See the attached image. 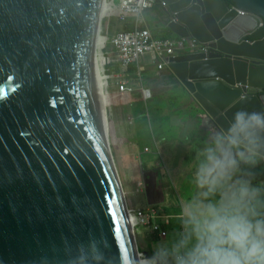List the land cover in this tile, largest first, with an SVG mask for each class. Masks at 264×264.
<instances>
[{
  "label": "water",
  "instance_id": "obj_1",
  "mask_svg": "<svg viewBox=\"0 0 264 264\" xmlns=\"http://www.w3.org/2000/svg\"><path fill=\"white\" fill-rule=\"evenodd\" d=\"M164 1L168 17L180 8L168 23L176 36L222 53L166 60L217 128L238 108L264 111V36L245 39L264 21V0ZM104 93L103 0H0V264L142 257Z\"/></svg>",
  "mask_w": 264,
  "mask_h": 264
},
{
  "label": "clouds",
  "instance_id": "obj_2",
  "mask_svg": "<svg viewBox=\"0 0 264 264\" xmlns=\"http://www.w3.org/2000/svg\"><path fill=\"white\" fill-rule=\"evenodd\" d=\"M119 1L114 0V6H111L110 0H106L107 9L103 18L113 15L121 17ZM228 6H232L231 1ZM178 12L180 10L172 13ZM104 35L111 36L103 32ZM182 38L195 39L192 36ZM195 40L208 46L210 52L189 51L168 59L190 53H202L204 58H209L210 53H220L208 44ZM252 89L248 86L246 94L251 95ZM140 90L143 97H150L148 88L141 86ZM145 91L149 92L148 96ZM203 113L215 129H210L212 133L198 153L194 172V183L198 189L196 195L186 204L182 202V207L179 205L177 215L159 218L154 216L153 211L143 212L152 226L158 224V220L168 225L169 217L178 218L181 231L174 239L157 244L149 257L146 250L137 248L134 228L141 223L136 224V219L132 228L136 250L143 252L137 264H264V182H253L257 175L255 169L264 163V111L238 108L222 128H217L206 111ZM104 114L105 118L111 120L106 107ZM126 208L128 211L127 205ZM160 230L164 229L158 230L159 235ZM100 258L102 254L97 257Z\"/></svg>",
  "mask_w": 264,
  "mask_h": 264
},
{
  "label": "crops",
  "instance_id": "obj_3",
  "mask_svg": "<svg viewBox=\"0 0 264 264\" xmlns=\"http://www.w3.org/2000/svg\"><path fill=\"white\" fill-rule=\"evenodd\" d=\"M158 9V13L153 14L155 8ZM148 16H153V22L148 21ZM169 17L164 11V7L161 6L160 2L157 0L150 10L143 12L140 15H134L131 13L120 16H105L103 18V32L112 35L118 31H132L139 28H148L152 37L156 38H173L181 39V36H176L173 30L169 28ZM118 26L117 30H113L114 26ZM106 71L112 74L105 84V93L108 99L112 100L108 106H106V111L113 125V135L110 141L111 153L114 159L116 170L118 173L119 180L121 182L125 196L132 192V188L135 186L136 182L140 180L138 171V162L140 163V152L134 139L141 136L138 134V126L144 125V108L147 101H151V105L155 103L154 97L158 96V106L153 107V112L156 116V121L158 122V130L156 137L153 138L154 146L157 152L160 154V169L159 172L163 177L162 187L158 190V199L154 200L151 196L147 199L144 197L145 185L147 183V175L150 172L149 169H145V185L139 191L138 199H133L143 210L144 213L148 211H153L155 217H163L166 215H177L179 212H170L168 210L170 199H176L180 202L176 191L170 189L169 184L176 186L174 180L170 177H166L167 166L164 162V157L161 154V149L159 141H164V134H171L172 132L167 131L164 128V121L170 120L173 113L182 111L183 104L185 101L190 100L192 104L185 110L187 116L184 121L176 119L179 126H186L187 128L180 134L187 136L188 141H202L205 135L207 122L205 120L204 111L205 108L190 94V92L185 88L181 81L174 75V73L169 68V65H164L161 69L157 68L156 63L151 57L150 53H146L139 61L130 62L127 65H122L118 62H112L106 66ZM125 81L128 88H132L130 91L123 92L119 94L118 92V82ZM145 87L150 90V97H143L140 88ZM132 109H139V113L133 115ZM199 117V123H197L194 117ZM131 120V121H130ZM137 121V126L135 124ZM130 124V126L128 125ZM197 124V126H196ZM204 124V127L202 126ZM199 134L196 138L194 135ZM146 148V149H145ZM144 149L149 151L148 147ZM201 146H188L181 147L178 150L182 162H184L190 169V177L194 181V172L192 169L193 164L198 156ZM194 154V155H193ZM122 158H125L122 159ZM126 161L130 162L131 168L128 170L126 166ZM137 161V164H136ZM128 175L130 176L129 181ZM129 182V183H128ZM198 189L194 183V192L185 193V196L194 197ZM154 196V193H152ZM183 202V201H182ZM183 204H186L183 202ZM174 224H181L178 218H174ZM164 228V227H163ZM147 236L151 235V232L147 231L145 228L142 230ZM154 237L155 234H153ZM138 244H140V250L145 249L144 238L140 237ZM156 241V238L154 239ZM143 247V248H142ZM150 251V250H149ZM148 252V251H147ZM151 252V251H150ZM150 257V253L148 252Z\"/></svg>",
  "mask_w": 264,
  "mask_h": 264
},
{
  "label": "rangeland",
  "instance_id": "obj_4",
  "mask_svg": "<svg viewBox=\"0 0 264 264\" xmlns=\"http://www.w3.org/2000/svg\"><path fill=\"white\" fill-rule=\"evenodd\" d=\"M159 8H155L153 11V14L158 13ZM178 8L177 10H179ZM106 14V13H105ZM104 14V15H105ZM148 21L150 23L153 22V16H148ZM118 26H114L113 30H117ZM155 103L151 105V101H147L144 113L141 114L144 116V125L138 126V134L141 136L134 139L135 144L138 147V150L140 152V163L136 161V164L138 165V171L140 180L136 182L135 186L131 189L132 192H129L125 198L126 205L128 208H135L136 211L140 209V207L137 205L133 197L135 199H138L139 197V191L140 189L145 185V176L146 171L145 169H149V173L147 175V183L145 185V194L144 197L147 199L149 196L152 197V199L157 200L158 199V190L162 187L163 184V177L161 176L159 172V167L161 164L160 161V154L157 152L156 147L154 146L153 138L156 137L157 130H158V122L156 121L155 113L153 112V107L158 106V96L154 97ZM192 104L190 100L185 101L183 104L182 111H178L176 113H173L170 120L164 121V128L167 131L172 132L171 134H164L165 140L159 141L161 154L164 157V162L167 166V173L165 176L168 178L170 177L172 180H174L175 187L171 184H169L170 189L172 191H176V194L178 195L180 202L178 203L176 199H170L169 208L168 210L170 212H177L179 205L182 207V199H184L185 193H193L194 192V181L190 177V169L189 167L182 162V158L180 157L178 150L181 147H188V146H202L204 141L207 139V137L212 133L210 129H215L206 119L207 127L205 135L203 136L202 141H188L186 138L187 136L181 135L180 133L184 131L187 128L186 126H179L176 122V119H179L180 121H184L187 113L185 110L189 107V105ZM139 109H132L131 112L133 115H136L139 113ZM205 116V115H204ZM199 123L198 119L199 117H194ZM131 121V120H130ZM135 127L137 126V121H135ZM130 126V124L128 123ZM197 126V124H196ZM204 127V124L202 125ZM199 134L194 135L196 138ZM109 146L110 141L112 140V136H109V132L107 134ZM148 147L149 151L145 150L144 148ZM111 149V147H110ZM125 160V158H122ZM127 169L129 170L131 168L130 162L126 161ZM129 181L132 182L130 179V176L128 175ZM129 183V182H128ZM122 186V185H121ZM152 193H154V196H152ZM154 212V208H152ZM155 213V212H154ZM169 224L164 225L163 229L165 231L164 236H160L158 230H154L152 228V223H148L147 225H138L134 228L136 241L140 237L144 238V245L145 249L150 253V255L153 254L154 247L159 244L160 242L164 240H172L174 239L177 234L181 231V224H174L175 219H171L169 217ZM145 228L147 231L151 232V235L147 236L142 230ZM153 233L156 237H154ZM156 238V241L154 239ZM137 248L140 249V244H137ZM143 248V247H142ZM151 252H150V251Z\"/></svg>",
  "mask_w": 264,
  "mask_h": 264
},
{
  "label": "built area",
  "instance_id": "obj_5",
  "mask_svg": "<svg viewBox=\"0 0 264 264\" xmlns=\"http://www.w3.org/2000/svg\"><path fill=\"white\" fill-rule=\"evenodd\" d=\"M155 0H120L118 5L121 9V17L127 13L134 15H140L147 11ZM162 7H166L167 4L164 0H158ZM111 6H114V0H110ZM171 22H177L175 13H171ZM202 52L208 54L210 48L199 44L195 39L184 40L173 38H156L152 37L148 28H139L132 31H119L118 33L107 36H103V67L105 83L112 74L106 71V66L112 62H118L122 65H127L130 62L139 61L144 54L150 53L157 68L161 69L166 65V60L170 56L184 54L186 52ZM130 88L125 84V81L118 82V92L129 91ZM146 96L149 95L148 91H145ZM107 119V117L105 118ZM107 126L110 129L109 134H113L112 121H107ZM128 213L133 215L138 223L147 224L149 217L146 216L142 210L133 208L128 209ZM167 223V220H165ZM154 230H159V225L154 224L152 226ZM160 235L164 236L165 232L160 230ZM143 256V255H142Z\"/></svg>",
  "mask_w": 264,
  "mask_h": 264
},
{
  "label": "trees",
  "instance_id": "obj_6",
  "mask_svg": "<svg viewBox=\"0 0 264 264\" xmlns=\"http://www.w3.org/2000/svg\"><path fill=\"white\" fill-rule=\"evenodd\" d=\"M228 2L230 4V0H228ZM262 36H264V21L262 22V25L261 26H259L253 33L247 35L245 39L255 40V39H258V38H260ZM197 159H198V156L196 157V160H195V162L193 164V167H192V169H194V170H195V167H196V164H197ZM255 172H256L257 175H256V178H255V180L253 182L254 183L264 182V163H262L261 165H259L255 169ZM192 198L193 197L186 196L184 199H182V201L185 202V203H187ZM156 222L159 224V226H160L161 229H163V226L166 225V224H163L160 220H158Z\"/></svg>",
  "mask_w": 264,
  "mask_h": 264
},
{
  "label": "bare ground",
  "instance_id": "obj_7",
  "mask_svg": "<svg viewBox=\"0 0 264 264\" xmlns=\"http://www.w3.org/2000/svg\"><path fill=\"white\" fill-rule=\"evenodd\" d=\"M106 9H107V3H106V0H103V16H104V14L106 13ZM243 15H245V14H243ZM212 80H213V79H212ZM217 80H220V81H222L224 84L227 85V83L224 82L223 80H221L220 78H217ZM110 103H112V100L108 99V97H107L106 94L104 93V108H105L106 106H108ZM107 121H108V119H105V129H106V133L108 134V132H110V129H109V127L107 126ZM113 163H114V160H113ZM120 183H121V182H120ZM122 190H123V188H122ZM123 192H124V191H123ZM124 197H126V196H125V192H124ZM126 216H127V219H128L129 227H130V228H133L134 225H135L136 218L133 217L132 215H128L127 213H126Z\"/></svg>",
  "mask_w": 264,
  "mask_h": 264
}]
</instances>
